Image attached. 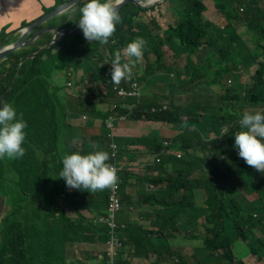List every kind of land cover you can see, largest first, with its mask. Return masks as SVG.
<instances>
[{"label": "trees", "instance_id": "trees-1", "mask_svg": "<svg viewBox=\"0 0 264 264\" xmlns=\"http://www.w3.org/2000/svg\"><path fill=\"white\" fill-rule=\"evenodd\" d=\"M70 1L59 0L52 11ZM83 1L75 5L81 6ZM134 1L138 3L123 0L119 7L121 22L105 45L89 44L75 25L76 33L66 36L70 45L63 52L58 53L61 43L57 42L64 32L42 53L28 48L32 43L27 38L36 27L75 5L33 28L30 25L38 19L25 23L21 30H1L0 49L23 40L17 50L0 59V107L11 104L27 127L22 144L25 155L0 159V264L93 262L94 257L88 254L81 255L80 261H68L65 245L93 240L97 232L104 242L99 264H129L132 247L137 256L149 246L161 256L151 264H244L239 259L247 257L264 264V184H258L264 172L248 166L234 148V134L246 131L240 125L242 117L264 114V0L210 3L211 9L216 7L224 17L223 27L205 20L207 7L202 0ZM130 5L138 8L137 15L148 23V32H138L133 26L131 18L136 13L130 11ZM162 9L171 12L164 25L154 22ZM41 29H45L43 33L54 28L42 27L36 32ZM130 33L136 34L131 38ZM137 37L147 41L143 59L132 68L131 79L122 80L120 85L110 83L114 54L106 55L105 49L122 50ZM248 40L254 46L247 45ZM78 41L84 47L75 52ZM106 62L107 71L95 80L89 69ZM121 62L127 60L122 58ZM152 65L156 66L152 77L146 76ZM252 67H256L254 72ZM139 70L143 75L135 76ZM58 71H66L68 77L72 72H77V78L86 76L100 91L84 97L77 89L75 95L70 91L71 81L65 86L52 84ZM244 77L248 79L243 81ZM75 82L81 83L80 79ZM147 83L153 89L164 85L166 90L151 97L145 92L150 89L145 87ZM123 86L131 93L130 99L121 93ZM68 106L72 117L65 112ZM82 113L94 118L87 131L94 133L95 147L89 145L87 153L108 152L106 163L116 168L118 177L115 187L103 191L74 189L80 195L79 203L87 208L91 196L106 199L104 212L92 217L97 225L87 231L92 237L83 236L88 220L70 207L73 200L67 195L69 187L59 178L62 164L56 160L62 152H66L63 157L75 153L80 139L71 142L67 135L73 117ZM132 121L136 123L131 147L136 151L125 155L128 170L123 172V153L114 139L121 134L118 125L133 126ZM149 121L157 123L154 125L158 129H151ZM79 123L84 125L85 119L79 117ZM180 127L186 130L180 133ZM58 179L61 186L44 197L42 183L56 185ZM130 186L137 189L134 196L127 192ZM200 196L203 199L198 203ZM116 201L118 206L112 213ZM144 201L152 204L151 209H143ZM183 209L193 225L194 240L185 254L180 251L184 237L177 236L183 223L178 216ZM76 215L78 218L73 219ZM112 215L114 227L106 221ZM150 218L158 231L143 228L142 221ZM197 218L204 221L196 222ZM259 230L263 231L261 237L257 235ZM169 236L178 241H169ZM175 246L180 248L175 250ZM242 246L249 252L243 253Z\"/></svg>", "mask_w": 264, "mask_h": 264}, {"label": "clouds", "instance_id": "clouds-1", "mask_svg": "<svg viewBox=\"0 0 264 264\" xmlns=\"http://www.w3.org/2000/svg\"><path fill=\"white\" fill-rule=\"evenodd\" d=\"M123 0H88L79 9L80 18L76 25L82 30L84 39L105 45L121 22L119 7ZM55 33V40L60 36ZM54 40V43H55ZM147 41L137 37L122 50L114 53L111 60L110 83L120 85L122 80L131 79L132 68L143 59ZM122 58L127 62L122 63ZM123 93V89H121ZM241 128L234 134V148L248 166L264 172V114H245L240 120ZM26 121L17 117L11 104L0 107V159H20L25 155L22 144L25 142ZM95 147V146H93ZM106 151H95L86 155L66 154L62 158L59 178L67 187L89 192L103 191L117 185V170L109 161Z\"/></svg>", "mask_w": 264, "mask_h": 264}, {"label": "crops", "instance_id": "crops-1", "mask_svg": "<svg viewBox=\"0 0 264 264\" xmlns=\"http://www.w3.org/2000/svg\"><path fill=\"white\" fill-rule=\"evenodd\" d=\"M58 2L59 0H0V32L3 27L6 32H10L14 29L17 31L25 28L23 26L25 23L30 24L33 21L42 17L44 14L52 11L56 8ZM202 2L207 7L205 14H209L211 11L210 0H202ZM79 9L80 6L75 5V8L71 9L70 11L67 10L68 12L65 11L62 14L56 16L55 18L48 20L43 25L36 27L35 30L27 38V40H30L32 43L28 48L30 50H36L37 53H42L46 49H49V43L54 41L55 33L60 32H64V36L62 37L63 39L61 40V42H57V45L62 43V41H70L68 37L66 38V35L68 33H76L75 25L77 24V20L80 17ZM165 10L167 9H162L156 17L158 19H163L164 24L168 21V18L171 15V12L169 14H165ZM156 18L154 22L158 23ZM42 27H52L54 29L52 31H46L43 33L36 32ZM65 28L71 30V32L65 31ZM50 37L51 41H46L47 38ZM152 89L153 88H150L149 90L152 91ZM65 112L68 113L70 116L72 114L71 108H65ZM79 117L80 116H78L77 118L73 117V127L69 131V135H67V139L71 142H77L81 138V136H84V132H90L87 131L89 127L85 125V123L82 126L80 125ZM130 123H132L133 126L129 125L128 123L118 125L120 127L118 131L121 133L119 135L125 136L126 150H128L134 144V142L132 141V136L134 132L133 127L136 122L132 121ZM151 123L157 124L153 122ZM122 150L123 149H121V152L123 153V158L121 159V167L123 169V172H127L128 167L125 155H128L129 153L124 152ZM131 189V191L130 189H127V192H130L133 195L136 189L134 186H131ZM87 205L89 206V208L83 206V209L85 210L80 212V214L88 220L86 225L87 229L85 230L83 236L88 235L89 237H92V235L88 234L87 232L97 226L93 223L92 217L98 216L104 212V210L106 209V199L97 197V195L94 197L91 196L87 202ZM76 218H78L77 215L73 217V219ZM142 225L143 228L148 231L155 232L159 230V227L155 224V220L153 218L143 220ZM82 228L85 229V227ZM167 233L168 232H165L166 235ZM100 235L101 234L97 232L93 235V240L86 239V241L83 242L67 243L65 245V249L68 254V261H80L79 259L81 255L88 254L92 258L94 257V260L93 262H83L84 264H99V255L101 253V248L104 245V242H101L99 239ZM127 241L128 238L126 237V242ZM134 252V247H132L131 255H128L130 257V260L128 261L129 264H151V261L161 259L160 253L156 250L155 247L152 246H149L148 249H146L142 253V255H133Z\"/></svg>", "mask_w": 264, "mask_h": 264}, {"label": "rangeland", "instance_id": "rangeland-1", "mask_svg": "<svg viewBox=\"0 0 264 264\" xmlns=\"http://www.w3.org/2000/svg\"><path fill=\"white\" fill-rule=\"evenodd\" d=\"M87 2H88V0H84L83 3L81 4L80 8L83 7L84 4H86ZM210 2L213 3L214 5L215 4H219V0H210ZM129 7H130V11L131 12L136 13V15L133 18H131V22H132L133 26L135 28H137L138 32H145V33L148 32V29H147L148 23H144L142 18H141V16L137 15L139 13L138 8H136V7L132 6V5H130ZM169 13H170L169 10H165V14H169ZM204 18H205V20L211 21L214 24L219 25L220 27H223V26L226 25V21H225L224 17L219 13V11L216 9V7H212L211 12L209 14H206L204 16ZM147 19H148L147 22H150V18L148 17ZM156 20H157V22L160 25L164 24V20L163 19L156 18ZM242 31H244V28H242ZM135 34L136 33H130V37L132 38ZM69 45H70V41H62V43L60 44V46L58 48V53H59V51L63 52L65 50H67L69 48ZM247 45L254 46V44L251 41H249V40H248ZM82 47H84V45L82 44V42L78 41V42L75 43L73 50L75 52H80ZM115 51H116L115 48L110 47L108 49H105V54L108 55V56H112L115 53ZM46 52H44L45 55H49L48 51H46ZM170 58H171V52L168 51V54H167L168 62H170ZM106 65H108L107 62H106L105 65H98V66L91 67L89 69L90 72H92L93 78L95 80H99L101 78V74L105 73L107 71ZM78 66H82V65L78 64ZM155 67H156L155 65H152L151 66V70L146 74V76L152 77ZM255 69H256V67H252L251 72H254ZM109 72H110V70H109ZM142 73L143 72H141L139 70V71H137L135 73V76L143 75ZM77 79L78 80L80 79L81 83L75 82ZM247 79H248V77H244L243 81H246ZM68 81H71V83L73 84L71 86V88H70V91H71V93H73L75 95H76V92H78L77 89L79 90V93H81L84 97H87L88 95H92V94H95V93L100 91L99 86H97L94 82L90 83V81L88 80V78L86 76L82 75L79 78H77V72H72V76L68 77L66 71H58L55 74H53V77L51 79V82L54 85L60 84V85H64L65 86ZM226 82L228 84L230 83V81L228 79L226 80ZM145 87L146 88H153V85H149V83H147L145 85ZM165 90H166V88H164V85L159 84L156 88L152 89V91L146 90L145 92H146L147 95L152 97L155 94H157V96L164 94ZM8 92L9 91H7V93ZM59 94H63L64 95L65 93L60 92ZM123 95L127 99H130V97L132 96L131 93L128 91L126 86H123ZM140 95H143V92H141ZM142 98H144V96ZM151 100H154L155 102L157 101L154 98L151 99ZM134 104L137 105V102H134ZM68 108H71V107L68 106ZM82 114L80 115V118H84L85 119V125H87L90 128L89 122L94 120V118L91 117L90 115L86 114V113H82ZM69 122L71 123V121H69ZM140 122H143V121H140ZM144 123H146L145 120H144ZM147 125L153 130L158 129L157 126L152 124L151 122L150 123L147 122ZM183 130H186V129L184 127H180L178 132L182 133ZM114 140L121 147V149H123L122 151L128 152L130 154H133L136 151L133 147H130L128 150H126V148H125L126 147L125 136L117 135ZM94 143H95L94 133L84 132V137H81L80 140L76 143L75 153H79V154H82V155L88 154L87 150H88L89 145L93 147ZM149 151H152V150H149ZM153 152H156V151H153ZM237 152H238V150H237ZM65 153L66 152L60 153L59 156L56 157V160L58 161L60 159V161H62L63 155ZM167 154L170 155L172 153L168 152ZM138 166H140V165H138ZM57 172H58V170H57ZM57 175H58V173H57ZM259 179L260 180H258V184L259 185L264 184V176H260L259 175ZM132 182H134V180H132ZM255 182H257V181L255 180ZM136 185H140V184L136 182ZM60 186H61L60 180L58 179V183L56 185H49V184H46V183H42L40 191H41V194L45 197L46 195H49V192L53 188H58ZM128 189H130V191H131L132 190L131 186ZM219 189H223V188L219 187ZM234 189L235 190L238 189V184H237L236 181H235ZM136 193H137V189H136L135 193L132 196H134ZM232 194H235V193H232ZM67 195L73 200L72 202H70V207L73 210H75L76 212L77 211L81 212V211L85 210V209H83V206L79 203L80 195H79V193L77 191H75L74 189L69 188L68 192H67ZM204 195H205V197H207V194L205 192H204ZM50 198H52V196ZM50 198H48V199H50ZM201 199H203L202 196H200L198 198V203L202 202ZM151 207H152V204L150 202H147V201L143 202V209L145 211L148 210V209H151ZM0 216H1V213H0ZM201 216L202 217H206L205 214H202ZM178 218H180L183 221V223H182L181 228L177 232V236H183L186 239L185 240L183 238V239L180 240V241H184V243H182L183 246L181 247L180 251H181V253L185 254V252L189 248H191V244L194 242V240H192V238H191V234H192L191 231H192L193 225H192V223H190L189 215L186 214V209L181 210V213L179 214ZM203 221H204L203 218H197L196 219V222H199V223H201ZM257 235L259 237H261L263 235V231L259 230L257 232ZM168 239L171 242H177L178 241V240H176L175 238H173L171 236H169ZM236 244L237 243H235V245ZM179 248H180V246H175L174 247L175 250L179 249ZM242 249H243V253H245V252L248 253L249 252V249H247L246 246H242ZM237 254H239L238 251H237ZM239 261H242L244 264H259L255 259L250 258V257H247V258H245L243 260L239 259Z\"/></svg>", "mask_w": 264, "mask_h": 264}, {"label": "water", "instance_id": "water-1", "mask_svg": "<svg viewBox=\"0 0 264 264\" xmlns=\"http://www.w3.org/2000/svg\"><path fill=\"white\" fill-rule=\"evenodd\" d=\"M78 1L80 0H72L70 2L65 3L64 5H62L61 7L57 8L56 10L52 11L50 14H47L45 16H43L42 18L38 19V21L34 22L33 24L30 25V28H33L37 25H40L42 23H44L45 21H47L48 19L58 15L59 13L63 12L64 10L74 6ZM143 1V0H141ZM125 3H138L134 0H125ZM50 29V28H48ZM45 29H41L39 32L43 31ZM73 33H68L66 36H72ZM23 40V38L21 39V41ZM16 43L13 47L7 48V49H0V59L5 57L6 55H8L9 53L17 50L20 47V42ZM3 43L0 44V47L2 46ZM11 90V87L9 89V91ZM8 94V93H7Z\"/></svg>", "mask_w": 264, "mask_h": 264}, {"label": "built area", "instance_id": "built-area-1", "mask_svg": "<svg viewBox=\"0 0 264 264\" xmlns=\"http://www.w3.org/2000/svg\"><path fill=\"white\" fill-rule=\"evenodd\" d=\"M118 206V203L117 201L114 203V205L111 207V211L112 213H114V211L116 210ZM108 222V224L111 226V227H114L115 226V222H114V215H112L111 217H109L108 220H106Z\"/></svg>", "mask_w": 264, "mask_h": 264}, {"label": "bare ground", "instance_id": "bare-ground-1", "mask_svg": "<svg viewBox=\"0 0 264 264\" xmlns=\"http://www.w3.org/2000/svg\"><path fill=\"white\" fill-rule=\"evenodd\" d=\"M155 1H158V0H150V2H155Z\"/></svg>", "mask_w": 264, "mask_h": 264}]
</instances>
